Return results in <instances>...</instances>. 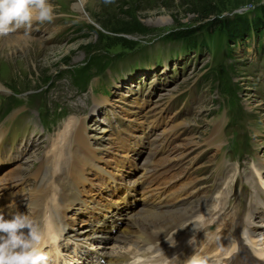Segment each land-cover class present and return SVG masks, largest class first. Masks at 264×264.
Masks as SVG:
<instances>
[{
  "label": "rangeland",
  "instance_id": "obj_1",
  "mask_svg": "<svg viewBox=\"0 0 264 264\" xmlns=\"http://www.w3.org/2000/svg\"><path fill=\"white\" fill-rule=\"evenodd\" d=\"M199 1L86 0L82 10H77L73 6L74 0L52 1L51 4L54 6L55 13L61 12L65 14L66 18L62 25L55 24L48 29V32L56 31L66 26L67 23H72L68 26L70 30L64 36L63 42L61 44L49 45V42H43L41 39H37V42H33L28 47L21 48L14 45L12 50H5L2 55L0 54V87L2 88L0 90L10 89V87L13 91L16 90L19 92L26 89H34L45 83L46 76H49L50 80L47 85V94L51 96L49 99L53 103L50 104V107L55 109L58 106L59 110L62 107H66L68 111L73 110L72 113H80V111L84 110L85 101L87 100L85 93L68 94L75 90L71 88L67 78L59 79L57 76L52 77L56 71L68 64L80 63L91 52L97 50L98 53L100 51L99 49L102 48L101 45H106V48L109 50L118 49L121 45V37L133 40V43L139 40L141 43H144L151 41L150 37L155 36L159 32L197 25L203 21L196 18V12L194 11L198 8ZM213 4L220 10L215 15H217L219 20H223L234 13L256 10L258 5L264 4V0H215ZM213 16L211 15L207 19H211ZM84 18H88L89 20L84 21ZM74 21L77 23H73ZM75 24L77 27L80 25L81 27L76 29ZM110 26L118 30H110ZM209 30L206 27L202 31ZM256 39L257 36L253 33L247 40H242L235 44L231 42L229 44L230 47L224 46L220 49V51L225 53L227 58L220 57L218 60H225L223 61V67L231 77L229 79L230 82L228 80L226 81V88L223 90L220 89V86L214 89V81L210 74L203 75L205 79L200 77L202 80L192 85L194 78L210 66L209 64L212 67L216 66L206 51H201L193 56L192 53L183 55V52H180L179 60L175 64V68L167 71L165 74L159 73L158 69H156L149 77L146 73L139 71L134 78L126 76L125 79L115 81L124 84L125 88H121L123 93H126L127 88L133 91L136 90L134 87H129L130 85L144 82L147 86L150 85L151 92H149L150 95L152 94V98L157 97L156 93L158 91L160 94L161 92L164 93L165 90H173V93L184 91L183 94L181 93L183 103H186L188 97L197 100V106L193 114L184 118L187 123V132L193 131L191 136L196 143H198L199 139L202 142L203 138L207 136L209 138V121L216 116L215 110L217 103L223 102L222 105L227 110V119L231 123L224 129V132L231 138L227 144L230 149L229 155L231 156L232 152L237 154L243 153V144L250 141V133L248 131L250 118L254 119L255 117V120L259 121L264 131V96L263 92H261V89L264 91V77H257L262 67L264 69V63L262 66L260 58L254 53ZM261 41V53L264 57V37H261ZM154 42L157 43V41ZM161 44L170 49L174 47L165 42ZM257 52H259V48H257ZM126 58L109 60L107 69L113 74H120L121 68H116V66L120 62L125 61ZM253 60L256 62L251 64ZM156 62H158L157 58L146 57L143 53L137 54L132 58V63L136 65ZM96 73L99 74L100 81L103 82V74L98 71ZM258 78L263 80V82L260 83ZM229 85L233 89L228 90ZM111 86H115V84L112 83ZM111 86H106L109 94L114 90ZM189 87L190 89H188ZM113 95L112 93L107 98L110 100L112 96L113 105H120L122 100L121 94ZM21 96L24 97L25 94ZM143 96H146V94H143ZM115 97L118 100H114ZM185 97H187L186 100ZM34 106L31 107L32 113L26 115L27 118L17 123L19 118L15 116L9 126L12 127L17 123V125L22 124L31 129L32 124L38 121V116L34 114V109H36ZM241 107L246 113L252 115L248 116L242 112ZM110 112H115V110L108 107H100L95 115L88 118L86 124L90 122V128H95L93 131L95 136L100 135L99 127L102 126L103 121L105 123L110 122V116L108 115ZM17 128L15 127L14 134L16 144L24 136H19L16 133ZM106 128H102V131ZM143 130L149 129L143 128ZM88 133L91 134L92 132L88 131ZM50 135L48 133L47 136L39 139L41 141L39 144L40 147L43 148L46 145ZM97 140H100V138H97ZM239 144L242 147H239ZM9 150V147L6 146L1 151L5 157L13 158V153H10ZM28 155L30 157L31 153ZM98 155H101V152ZM4 166L5 170L10 168V164L5 163ZM38 166H40V163ZM41 167L43 170L46 169L45 166ZM205 167L208 168L209 164ZM23 178L27 179V176H23ZM33 178L35 179V176ZM21 180L23 181V179ZM94 181L99 185L100 181ZM24 184L25 181H23L22 188ZM22 188L20 191H22Z\"/></svg>",
  "mask_w": 264,
  "mask_h": 264
},
{
  "label": "bare ground",
  "instance_id": "obj_2",
  "mask_svg": "<svg viewBox=\"0 0 264 264\" xmlns=\"http://www.w3.org/2000/svg\"><path fill=\"white\" fill-rule=\"evenodd\" d=\"M85 2L86 0H74L73 6L77 10H82ZM33 42H37V39L24 35L11 34L6 38H0V54L2 55L5 50H12L14 45L25 48L32 45ZM0 89L2 88L0 87ZM170 94L172 93L167 95ZM106 100L109 101L108 98ZM160 105L161 103H155V106L148 110L154 121L161 117L158 116L160 109L157 110ZM72 118L71 123L68 121L64 123L62 133L53 141L51 149L46 154H42L40 166H45V170L41 167L45 174L41 175L38 171L35 172V184L29 186L28 193L20 191L23 185L21 179L6 177L1 181L4 185L0 187V213L4 215L5 219H11L15 213L28 214L48 242L46 251L50 257V264H87V261L83 259L75 261L73 256L77 251H82L83 244L78 245L81 242L84 243L85 249L88 251L91 248L89 244H93L90 242L92 238H95L93 241L96 245H93V248L106 255H113L112 260L117 264L118 259L114 251L120 245L113 244L105 250L104 246L99 244L100 240L105 238L110 233V228L114 226L113 217L116 214L120 218L123 217L120 211H127L126 215L136 224L135 229L126 230V232H134V230L139 232L144 237L143 240H147L146 243L170 233L173 227L177 228V223L183 216H179V213L176 212L165 214L163 210H157L150 202L134 203V208L138 207V214H136L127 209V206L130 205L124 203V197H122L120 202L122 206L120 207H117L116 204L113 205L109 200L102 203L96 202L93 199L95 193L103 196L100 194V192L102 193L101 186L105 190L107 184L115 182L113 195L116 189L122 190L120 185L122 183L118 180L120 178L125 181L126 176L130 173V167L129 171H125L123 174L118 173L114 168H116V163H121L120 160H115L112 157L104 158L102 152L97 156L95 149H91L86 140L83 123L77 124L74 119L76 117ZM137 126L138 129L132 134L137 139L143 140V136L146 135L156 139L161 134L156 132V124H153L149 130H143L141 125ZM132 151L136 155L135 150ZM64 154L71 157L68 159L69 164L59 166L64 162V158H60ZM46 160L51 164L49 169H47ZM139 175L144 178L143 171ZM94 180L100 181L99 185ZM63 182L69 184L68 191L63 188ZM128 183L129 181L126 180L124 185ZM138 183V181H134L135 185ZM28 184L29 182L26 183V185ZM93 186H97V190L91 195ZM111 192L108 191L107 195H110ZM22 201L25 202L24 207ZM111 201H115V198H112ZM131 201H134V196L131 197ZM95 208L110 209L111 215L100 214L101 219L99 220L94 214ZM83 222H86V225ZM213 235L214 240L212 241H200L194 237L185 242L179 238L175 239L180 248L201 247L202 251L206 253L222 248L223 251L213 255L214 258L219 261L227 254L230 261H235L237 259V255L233 252L235 243L228 238L225 229L221 228L218 233H213ZM79 236H85V239L81 240ZM172 239H168V241H172ZM63 254L68 259L61 258ZM150 254L151 249L147 247L135 252V257L142 258L140 264H146L152 259Z\"/></svg>",
  "mask_w": 264,
  "mask_h": 264
},
{
  "label": "clouds",
  "instance_id": "obj_3",
  "mask_svg": "<svg viewBox=\"0 0 264 264\" xmlns=\"http://www.w3.org/2000/svg\"><path fill=\"white\" fill-rule=\"evenodd\" d=\"M54 19L55 9L49 0H0V38ZM47 244L28 214L15 213L5 219L0 213V264H50ZM192 264L203 262L194 259Z\"/></svg>",
  "mask_w": 264,
  "mask_h": 264
},
{
  "label": "trees",
  "instance_id": "obj_4",
  "mask_svg": "<svg viewBox=\"0 0 264 264\" xmlns=\"http://www.w3.org/2000/svg\"><path fill=\"white\" fill-rule=\"evenodd\" d=\"M215 0H200L199 6L196 10V18L198 20H203L197 25L184 27L181 29H177L174 31H170L167 36L168 38H171L172 40H188L190 37L193 36V33L200 32L201 30L208 27L210 30L213 31V33L218 35V41L219 43H222L224 38H226L228 41L241 38L246 32H248L250 29H257L260 25L262 19H264V4L257 6V11L259 15L252 14L249 19L246 15V13H234L231 14L227 19L219 20L216 13H219V9L214 6ZM214 15L211 19H207L209 16ZM263 17V18H262ZM205 19V20H204ZM207 19V20H206ZM88 27V26H86ZM110 30H118L114 27L110 26ZM123 29V28H120ZM120 31V30H119ZM141 32V31H140ZM132 44V41L126 38L121 37V44ZM102 48H106V45H101ZM108 49V48H107ZM101 53H97V50L95 52H91L90 54H87L88 59L85 65L81 67L80 74L77 72L79 77H82L85 72V70L90 67V63L94 68L100 67L102 63V57L100 56ZM90 59V61H88ZM64 62V61H62ZM221 83L225 84L228 77L227 72L224 70V68L218 70ZM205 74V73H204ZM82 75V76H81ZM206 75V74H205ZM83 76L82 78H84ZM48 76H46L45 79H47ZM11 88V87H10Z\"/></svg>",
  "mask_w": 264,
  "mask_h": 264
}]
</instances>
